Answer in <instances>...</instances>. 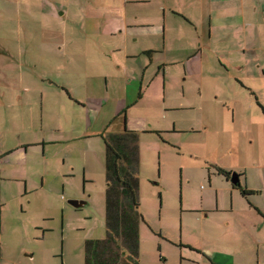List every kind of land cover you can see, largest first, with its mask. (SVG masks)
<instances>
[{
	"label": "rangeland",
	"instance_id": "1",
	"mask_svg": "<svg viewBox=\"0 0 264 264\" xmlns=\"http://www.w3.org/2000/svg\"><path fill=\"white\" fill-rule=\"evenodd\" d=\"M75 1L24 0L23 4L27 7H23L22 17L29 20L24 18L25 23L22 24L0 21V86L3 94L9 98L5 102V97L0 103L1 147L4 150V146L9 148L10 156L7 160H14L9 164L26 161L29 166L26 169L31 172L27 189L17 181L0 183V264H84V241L97 240L104 236L105 181L96 152L101 149V140L80 138L85 132L101 133L103 126L114 116L118 100L120 101L118 111L123 106L122 113L125 111L127 113L126 130L137 132L143 154L137 174L139 182L137 210L144 221V225H140V264H178V244L184 246V242L200 240L203 230L201 226L210 228L215 223L218 225L225 223L223 221L225 215L210 212L214 210L216 195L213 196L212 202L213 199L204 194L206 212L202 217L206 219H200L199 214H195L199 210L193 211L194 207L199 208L195 202L198 201L201 191L209 188L207 183L209 170L216 173V176H210L213 180L212 187L218 191L219 206L222 208L224 204L225 212L247 205L239 196L237 190L239 185L233 188L231 180L229 179L227 183L223 175L222 180L217 170L231 175L236 174L238 178L240 173L243 181L241 185L244 188L247 184L255 188L262 186L264 189V125L250 123L247 126L248 131H244V134L238 131V124L232 131L229 126H222L213 134L211 132L198 135L181 134L178 132H187L182 131L186 126L177 119L181 112L174 109H167L168 113L164 112L162 103L155 102L149 92L142 94L138 105L126 109L123 100L131 99L123 91L127 87L120 81L113 84L112 75H118L116 68L104 64V54L109 53L110 49L117 47L118 44L111 40L109 45H104L106 49L101 51L96 39L90 36L87 38L85 34L82 36L79 29L81 25H87L90 29L93 27L94 21L90 15L87 20L82 13L75 16L74 19L79 20L78 24L71 23L72 21L66 20V15H61L63 9L66 10L65 7ZM5 2L6 0H0V8L6 5ZM34 4L39 5L42 11L43 9L49 11L48 21H54L57 26L56 32L48 33L42 40L23 37L26 32L35 31L37 23L34 21L41 20ZM116 7L115 16L120 13V9ZM158 9L156 6L148 8L141 6L140 15L143 16L147 11L154 14ZM28 12L30 14H27ZM135 23L146 25L151 22L141 18ZM121 27L122 23L113 25V32ZM64 31L66 33L60 34ZM4 32L9 36H4ZM15 32H20L21 35ZM86 40L87 48L83 49L82 43ZM65 44L67 52H64ZM61 46L60 51L55 49ZM43 53L44 55H41ZM263 61L261 59L260 63ZM91 62L96 67H86ZM115 62L119 64L121 57H117ZM81 74L89 76L84 79ZM103 76H107V87ZM236 76L243 83L250 84L241 74ZM117 77L119 79V75ZM19 83L21 88L15 89ZM254 83L264 107V86L257 88L258 82ZM57 85H64L70 92V98L85 104L84 108L68 102L69 97L54 88ZM6 86L8 89L3 88ZM40 92L43 93V98L40 97ZM21 96L26 102L24 108L11 100ZM55 96L60 99H55ZM115 97L117 99H113ZM50 98L53 100L48 101ZM41 102L45 112L42 126L40 117H37ZM7 103H10V106H7ZM68 103L75 107L72 111L67 109ZM242 104L243 115L250 113L254 118L264 122V116L255 110L256 106L254 108L251 103L252 108L248 109L249 105L245 101ZM52 109H57L58 114L48 111ZM220 109L226 116V107L222 106ZM21 112L33 115L34 122L29 124L18 120V115L26 116ZM241 117L240 112L235 115V120L238 121ZM170 120L177 122L176 133L172 131L173 125ZM115 122V125H110L105 130L122 125L120 120ZM150 123L167 130V133H162L159 138L154 134H147L144 129L148 128ZM39 125L46 138H51L49 134L53 130L60 131L55 138L62 142H57V146L48 147L49 167L40 164L43 155L39 147L19 145V140L23 142L34 140L32 132H38ZM11 130L21 132L18 135ZM37 136L42 138L40 133ZM163 138L175 149L165 146ZM87 146L94 148L85 151ZM209 160L216 167L210 166ZM85 167L86 177L83 172ZM45 168L49 170L48 177L44 176ZM71 169L74 170L73 173L69 172ZM243 173L245 176H242ZM88 194L91 196L89 202L82 208L76 210L67 204L69 200L87 197ZM187 199L190 201L189 205ZM213 232L216 233V229ZM228 233L226 231L223 236V238L226 236L227 241ZM203 234L209 241L208 233L204 231ZM219 238L220 236L217 240Z\"/></svg>",
	"mask_w": 264,
	"mask_h": 264
},
{
	"label": "crops",
	"instance_id": "2",
	"mask_svg": "<svg viewBox=\"0 0 264 264\" xmlns=\"http://www.w3.org/2000/svg\"><path fill=\"white\" fill-rule=\"evenodd\" d=\"M23 2L24 0H6V5L0 8V21L3 20L5 23L13 22L14 24L25 23L24 18L27 19V17H22V13L23 7L26 8L27 5L23 4ZM33 6L36 7L37 13H40L41 20H32L37 23L35 31L26 32L23 37L26 39L42 40L48 33L50 34L52 31L56 32L57 26L54 21H48L50 17L49 11L45 9L42 11L39 5L34 4ZM115 6H117L116 9H120L119 15L117 14L116 16L114 13ZM141 6H146V8L156 6L159 9L154 14L147 11L142 16L140 15ZM65 8L66 10L63 9V14L61 15H66V20L72 21L71 23L78 24L79 22L77 21L79 20H75L74 18L75 16H80L81 13L85 15V20L90 15L89 17L94 21L93 27L90 29L87 25H81L79 29H81L82 36L85 34L87 38L90 36V38L96 39L101 51L106 49L104 45H109L111 40L117 42V47L110 49L109 53L104 54V64L107 67L116 68L119 79L118 75H112L113 84L120 81L122 85L127 87L123 91L131 99L127 101L123 100L126 103V109L138 105L142 99V94L149 92L155 102L162 103L164 112L168 113L167 109L181 112L178 114L177 119L181 124L186 126V129L182 131H187L178 132L181 134L198 135L203 132L205 134L208 132L213 134L217 133L222 126H229L228 128L232 131L237 124L239 125L238 131L244 134V131H248L247 126L250 123L257 122L264 125L261 119L254 118L250 113L243 115L242 104L245 101L249 105L248 109H250L252 108V106L250 107L252 103L254 108L256 106L255 110L259 113L261 112L264 116V107L261 104L259 93L255 90L254 83L255 81L258 82L256 84L257 88L264 86V61L260 63L261 59L264 60V0H76ZM260 10L262 11L260 12ZM27 14L30 13L28 12ZM141 18L151 23L146 25L136 24L135 22ZM115 20H117L116 23ZM121 23V29L113 32V25ZM64 33L66 31L60 34ZM15 34L21 35L20 32H15ZM4 36L7 37L9 34L5 33ZM131 39L133 41L130 42ZM82 44L83 49H86L87 40ZM61 48L62 46L55 49L60 51ZM63 48L64 52H67L66 44ZM41 55H44V53ZM119 56L121 57V62L116 64L115 61ZM90 66L91 68L96 67L92 62L86 65V67ZM10 71L16 72L17 70L10 69ZM95 71L96 69L93 72L95 73ZM21 74L22 72H20ZM236 74H241L250 84L243 83ZM81 76L86 79L89 74H85V76L81 74ZM103 78L107 87V76H103ZM21 80H23V75H21ZM4 84L10 85L7 82H4ZM3 88L8 89L7 86ZM19 88H21L20 83L15 86V89ZM54 88L67 98L69 97L68 102L84 108L85 104H80V102L70 98V92L64 85H57ZM2 90L0 86V103L6 97ZM39 94L43 98V93L40 92ZM54 98L60 99L57 96ZM238 99L241 100L239 101ZM4 100L6 102L9 98L6 97ZM11 100L13 103L14 101L18 102L17 105L23 108L26 105L22 96L17 99L11 98ZM52 100V98L48 99V101ZM119 104L120 101L118 100L114 116L110 118L109 124L107 123L103 126L101 133L85 132L80 138H99L101 140V149L96 152L103 168L102 174L105 181L103 208L104 236L101 239H97L98 241L105 240L107 229L106 217L108 207L106 203L107 186L105 168L107 150L105 140L110 136H119L124 132H131L136 136L134 163L132 164V167H136V179L141 163V156L143 155L140 137L136 131L126 130L127 113L126 111L122 113L123 106L118 111ZM236 104L237 108L235 109ZM7 106H10V103H7ZM66 106L71 111L75 108L69 103ZM222 106L226 107V116L220 109ZM48 111L55 115L58 114L57 109ZM240 112L242 117L236 121L235 115ZM23 114L26 115L28 113ZM38 114L37 117H40L42 126L45 114L42 102ZM8 119L12 118L8 117ZM17 119L23 123L29 122L30 124L34 122L33 115H26L25 117H19L18 115ZM119 120L122 125H117L116 128L111 130H105L108 126L115 125V121ZM170 123L173 125V133H176L178 131L175 128L177 122L170 120ZM41 126H38L40 127L38 132H32L34 140L29 142L19 140V145L39 147L43 155L40 164L49 167L48 149L57 146V142H62V140L55 138V136L60 134V131L57 129L49 134L51 138H46L44 132H41ZM144 130L147 134L156 135L157 138L162 133H167V130L157 128L152 123ZM24 131L28 130L24 129ZM11 132H17L19 135L21 131L11 130ZM39 133L42 138L37 136ZM162 141L165 146L175 149L171 147L173 145L170 146L169 141L164 140V138ZM1 144L0 140V183L3 181H17L18 184L25 185L27 189L31 172L29 173L26 168L29 166H27L26 161L9 164V162H14V160H7L10 156L9 148L4 146V150ZM114 145L118 147L117 153L123 155V159L119 163L123 166H128L127 162L131 161L129 159L130 156H124H126L125 153L131 151L130 143L127 145L115 143ZM93 148V146H87L85 147V151L93 150ZM205 160L208 161L207 158ZM209 162L211 161L209 160ZM210 166L216 167L213 165V162H211ZM43 171L45 172L44 176L48 177L49 170L45 168ZM73 171L71 169L69 172L73 173ZM227 171L230 172L229 170ZM83 172L84 177H86V167L83 169ZM207 175L209 176L207 179L209 188L201 191L198 201L195 202L199 208L194 207L193 211L199 210L195 214H199L200 219H206L202 217L203 213L206 212L204 210V194L210 196L213 199L212 202L214 201L213 196L216 195L214 210H210V212L225 215V219L223 220L225 223L219 225L215 223L210 228L208 226H201L203 230H201L200 240L194 239L193 242H190L191 244L184 242V246L178 244V264H264V189L262 186L255 188L247 184H245V188L242 187L241 183L243 181H241L239 173V189L237 190H239V196L245 201L247 207H239L237 210L231 208L229 212H225L224 204H222V208L219 206L218 191L212 187L213 180L210 176H216V173L209 170ZM242 176H245V174L243 173ZM221 179L223 180L224 177L222 176ZM225 180L229 183V179L226 176ZM83 183H85L84 180ZM232 186L235 188L234 185ZM240 190H245L248 194L243 196ZM138 191L139 182L137 179V194ZM90 197V194H88L87 197L83 196V198H75L74 200H82L86 203L89 202L88 199ZM187 198L191 199L190 197ZM189 204L190 201L188 200L187 205ZM136 211L139 215L136 228V255L130 254L125 249H119L117 251L119 255L117 264L141 263L139 248L140 225H144V221L137 209ZM78 220L82 221L84 219ZM214 229H216V233L213 232ZM202 231L208 233L207 237L209 241ZM226 231L229 232L228 241L226 240V236L223 238ZM218 236H220L219 240H217ZM97 240L90 239L84 241V264L85 243ZM184 253L186 255H183Z\"/></svg>",
	"mask_w": 264,
	"mask_h": 264
},
{
	"label": "trees",
	"instance_id": "3",
	"mask_svg": "<svg viewBox=\"0 0 264 264\" xmlns=\"http://www.w3.org/2000/svg\"><path fill=\"white\" fill-rule=\"evenodd\" d=\"M128 142L131 145V151L125 153L124 157L130 156L131 161L127 162L128 166H123L119 163L123 155L117 153L118 147L114 144L127 145ZM135 142L136 136L131 132L110 136L105 140L107 150L106 203L108 207L106 238L103 241L85 243V264H117L119 249H125L130 254L136 255V228L139 215L136 211L138 208L136 167H132ZM217 172L230 178V174L225 171L219 169ZM240 191L243 196L248 194L245 190Z\"/></svg>",
	"mask_w": 264,
	"mask_h": 264
},
{
	"label": "water",
	"instance_id": "4",
	"mask_svg": "<svg viewBox=\"0 0 264 264\" xmlns=\"http://www.w3.org/2000/svg\"><path fill=\"white\" fill-rule=\"evenodd\" d=\"M231 184L232 185H238V177L236 174H233L232 177H231ZM68 204L73 207L74 209H79V208H82L85 203L83 201H75V200H71V201H68Z\"/></svg>",
	"mask_w": 264,
	"mask_h": 264
},
{
	"label": "flooded vegetation",
	"instance_id": "5",
	"mask_svg": "<svg viewBox=\"0 0 264 264\" xmlns=\"http://www.w3.org/2000/svg\"><path fill=\"white\" fill-rule=\"evenodd\" d=\"M232 175H233V174H232ZM232 175L230 174V178H229L230 180H231ZM237 177H238V176H237Z\"/></svg>",
	"mask_w": 264,
	"mask_h": 264
}]
</instances>
